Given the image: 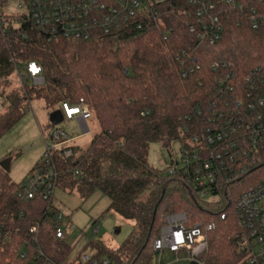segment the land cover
<instances>
[{"label": "trees", "instance_id": "1", "mask_svg": "<svg viewBox=\"0 0 264 264\" xmlns=\"http://www.w3.org/2000/svg\"><path fill=\"white\" fill-rule=\"evenodd\" d=\"M142 1L137 15L113 35L96 32L88 40L48 42L32 23L0 29V101L7 108L0 115V139L34 101L42 100L50 115L62 111L63 104L83 100L100 132L78 156L74 148L71 158L56 152L58 189L74 191L83 201L101 192L110 199L108 211L133 227L119 246L93 240L82 252L95 251L100 264H154L153 245L166 216L186 212L192 224H216L206 234L208 250L201 261L248 264L238 250L235 199L200 200L180 176H165L168 168L151 167L149 152L153 143L169 150L173 142L188 138L187 118L213 89L212 64H231L241 82L253 69L264 67V27L253 30L248 21L251 8L264 15V0H240L242 11L213 0L221 11L223 39L202 48L189 30L197 10L191 0ZM31 62L43 69L41 86L27 74ZM184 69L193 71L183 78ZM15 75L23 78L18 88H12ZM257 157L258 166L242 181V190L264 181V147ZM23 183L16 184L0 169V227H16L24 235L40 224L45 254L59 264H76L80 256L71 261L73 247L54 235V216L60 210L45 216L47 203L41 196L23 198ZM0 264H8L6 257Z\"/></svg>", "mask_w": 264, "mask_h": 264}, {"label": "built area", "instance_id": "2", "mask_svg": "<svg viewBox=\"0 0 264 264\" xmlns=\"http://www.w3.org/2000/svg\"><path fill=\"white\" fill-rule=\"evenodd\" d=\"M239 1L222 0L242 11L244 6ZM6 2L0 0L3 32L9 24L32 23L48 42L88 40L96 32L113 35L143 6L142 0H113L112 4L99 0H21L18 9L22 13L15 17L3 11ZM191 4L197 10L195 23L189 30L197 48L215 46L223 39L221 11L213 0H191ZM248 16L253 30L264 27V15L257 9L251 8ZM192 71L184 69L183 78ZM211 71L216 75L213 89L209 90L206 101L197 106L195 115L187 118L191 125L185 128L188 138L181 141L180 158L171 161L165 176H180L203 201L235 199L231 204L240 227L238 250L246 255L248 264H264V181L242 190V181L258 166L257 155L264 147V67L253 69L242 82L227 62L212 64ZM42 73L39 64H28L27 74L37 86L44 84ZM19 81H23L21 76ZM62 112L64 121L76 124L79 135L71 138L59 126H54L50 143L44 137L43 161L23 183V198L43 197L47 203L45 216L58 208L55 204L59 183L56 152L62 151L65 158L73 157L71 143L90 132L87 126L90 111L83 100L74 106L63 104ZM226 218L221 216L223 220ZM63 221L60 210L53 221L55 238L60 241H65ZM98 223L93 228L95 235L99 231ZM40 226L30 227L24 235L16 227H0V262L6 257L8 264H59L42 250ZM215 229V223L192 224L186 212L173 213L166 216L153 248L157 254L169 251L177 257L183 252L189 264H205L201 258L208 250L206 234ZM76 264L100 263L96 252L89 249L81 253ZM102 264L110 263L105 260Z\"/></svg>", "mask_w": 264, "mask_h": 264}, {"label": "rangeland", "instance_id": "3", "mask_svg": "<svg viewBox=\"0 0 264 264\" xmlns=\"http://www.w3.org/2000/svg\"><path fill=\"white\" fill-rule=\"evenodd\" d=\"M21 0H8L3 11L12 16L22 13L18 9ZM20 81L18 76L12 78V88H18ZM6 107L1 106L0 115L5 113ZM89 134L83 138L75 139L71 147L79 153L87 150L92 138L100 132L97 121L89 117L87 121ZM71 138L79 135L76 124L65 120L61 125ZM54 127L49 124V115L42 100L32 102L29 111L24 117L0 139V169L2 163L10 159V177L16 184L23 183L34 171L36 166L43 161L46 144L44 137L50 143V134ZM182 143L175 141L169 150L159 143H153L149 152V164L151 167L162 170L170 167L171 161L180 158ZM211 199V198H210ZM211 202L215 200H210ZM55 204L64 215L63 229L65 241L73 247L71 261L77 260L80 253L88 246L90 241H104L112 246L121 245L130 235L133 227L131 221H127L113 212H109L110 199L97 191L89 199L83 201L76 192L58 189L55 195ZM99 225V231L95 235L93 228L95 223ZM189 264L186 254L179 257L165 251L157 254L154 264Z\"/></svg>", "mask_w": 264, "mask_h": 264}, {"label": "water", "instance_id": "4", "mask_svg": "<svg viewBox=\"0 0 264 264\" xmlns=\"http://www.w3.org/2000/svg\"><path fill=\"white\" fill-rule=\"evenodd\" d=\"M49 122L52 126L61 125L64 122L63 112L61 110H57V111L52 112L49 115ZM10 162H11V160L8 159V160L4 161V163H2V170H4L7 173L10 172ZM191 264H198V263L194 262Z\"/></svg>", "mask_w": 264, "mask_h": 264}]
</instances>
